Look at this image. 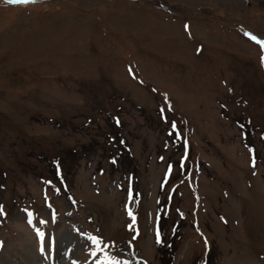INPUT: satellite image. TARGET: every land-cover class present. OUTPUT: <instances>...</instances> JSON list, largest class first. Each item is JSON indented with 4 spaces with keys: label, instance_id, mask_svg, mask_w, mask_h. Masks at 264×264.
<instances>
[{
    "label": "rangeland",
    "instance_id": "rangeland-1",
    "mask_svg": "<svg viewBox=\"0 0 264 264\" xmlns=\"http://www.w3.org/2000/svg\"><path fill=\"white\" fill-rule=\"evenodd\" d=\"M174 231L172 264H264V0H0V264Z\"/></svg>",
    "mask_w": 264,
    "mask_h": 264
},
{
    "label": "trees",
    "instance_id": "trees-1",
    "mask_svg": "<svg viewBox=\"0 0 264 264\" xmlns=\"http://www.w3.org/2000/svg\"><path fill=\"white\" fill-rule=\"evenodd\" d=\"M169 239V240H166V239ZM167 238L165 239V241H162L165 242L166 246H161V247H166V249H162L159 245V248H158V253L159 255L162 257V258H165L167 259L168 258V262L166 261V263L164 264H172L173 263V259H174V253H175V250L176 249V245H177V242H178V233L176 231L174 232H171L169 236H167ZM163 261V259H162Z\"/></svg>",
    "mask_w": 264,
    "mask_h": 264
},
{
    "label": "snow or ice",
    "instance_id": "snow-or-ice-1",
    "mask_svg": "<svg viewBox=\"0 0 264 264\" xmlns=\"http://www.w3.org/2000/svg\"><path fill=\"white\" fill-rule=\"evenodd\" d=\"M7 3L10 4H28V3H34L36 0H6ZM131 215V213H129Z\"/></svg>",
    "mask_w": 264,
    "mask_h": 264
},
{
    "label": "bare ground",
    "instance_id": "bare-ground-1",
    "mask_svg": "<svg viewBox=\"0 0 264 264\" xmlns=\"http://www.w3.org/2000/svg\"><path fill=\"white\" fill-rule=\"evenodd\" d=\"M52 252H53V250H51ZM55 251V250H54ZM54 253V252H53ZM36 254V253H35ZM40 256V255H39ZM42 256V255H41ZM51 257V256H50ZM39 257H37V259H38Z\"/></svg>",
    "mask_w": 264,
    "mask_h": 264
}]
</instances>
